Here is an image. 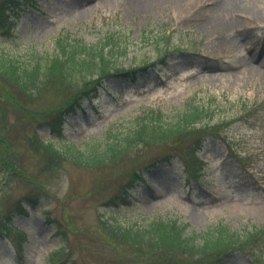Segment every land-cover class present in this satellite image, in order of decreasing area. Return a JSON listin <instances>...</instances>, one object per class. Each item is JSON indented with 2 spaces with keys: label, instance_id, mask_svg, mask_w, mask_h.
Returning a JSON list of instances; mask_svg holds the SVG:
<instances>
[{
  "label": "rangeland",
  "instance_id": "rangeland-1",
  "mask_svg": "<svg viewBox=\"0 0 264 264\" xmlns=\"http://www.w3.org/2000/svg\"><path fill=\"white\" fill-rule=\"evenodd\" d=\"M5 1L0 61L44 67L67 39L97 42L108 36L124 43L126 67L167 61L140 82L108 80L96 103L100 111L86 102L89 110L70 115L59 137L45 120L68 102L72 88L46 82L33 87L35 92L24 91L0 74V264L157 261L139 256L144 248L112 238L104 219L143 224L175 217L190 223L189 232L200 233L264 230V0H238L256 15L225 13L221 0H0V5ZM192 102L208 107L216 125L204 133L219 138L207 137L200 145L190 135L99 167L69 160L57 167L37 140L84 148L107 130L119 135L151 106L174 111ZM160 152L180 155L137 183L130 203L107 207L135 182L131 170ZM29 197L35 202L27 203ZM19 200L24 204L17 211ZM206 262L264 264V231L234 257Z\"/></svg>",
  "mask_w": 264,
  "mask_h": 264
},
{
  "label": "trees",
  "instance_id": "trees-1",
  "mask_svg": "<svg viewBox=\"0 0 264 264\" xmlns=\"http://www.w3.org/2000/svg\"><path fill=\"white\" fill-rule=\"evenodd\" d=\"M6 2L0 5V23L8 18V15L5 17L8 8L3 7ZM124 54H127L124 43L115 36L103 37L97 42H87L82 38L67 39L60 43L57 52L48 58L44 67L40 63L34 64L36 66L20 67L14 60L8 63L0 61V74L24 91L35 92L46 82L72 88L68 102L58 108L52 118L45 120L51 134L63 136L67 117L72 113L89 110L86 101L91 104L92 109L98 110L93 103L104 97L108 80L118 78L140 82L145 76L152 75L153 71L159 72L158 64L167 61L161 58L160 61L126 67L122 65L121 59ZM108 95L116 100L119 99L116 93ZM213 119L208 107L196 102L174 111L151 106L143 114L137 115L119 135L107 130L104 135L95 136L84 148L69 145L60 147L41 138L37 140L40 147L53 154L57 167L66 160L82 166L99 167L139 152L143 147L171 145L187 140L190 135L194 137L193 142H200L201 145L204 139L211 136L210 134L211 137H218L214 132L207 134L209 136L204 133L208 126L216 125L210 123ZM205 120L207 122H204ZM178 155L180 153L160 152L149 162L132 169L131 175L135 182L122 187L121 193L112 196L107 206L116 207L121 202L130 203L131 189L137 183L146 181V175L153 168L162 163L173 164ZM5 163L10 165V162ZM186 165L198 181L199 177L195 176L196 173L188 164ZM11 171L14 172L9 169V172ZM190 173L188 172L186 176L188 179ZM33 202L34 199L27 198V203ZM23 204L19 200L14 210L19 211ZM104 221L112 238L144 248L139 256L157 259L154 264H206V258L212 256L216 259L234 257L250 243L258 240L264 231L254 228L248 234H240L225 227L220 231L189 232L190 223L179 221L175 217H156L143 224L107 219ZM8 222L12 223L11 220Z\"/></svg>",
  "mask_w": 264,
  "mask_h": 264
},
{
  "label": "bare ground",
  "instance_id": "bare-ground-1",
  "mask_svg": "<svg viewBox=\"0 0 264 264\" xmlns=\"http://www.w3.org/2000/svg\"><path fill=\"white\" fill-rule=\"evenodd\" d=\"M221 10L225 13L236 11L241 13H249L250 15H256V12L251 9L244 7L241 3L238 2V0H221ZM229 25L225 26V30H227Z\"/></svg>",
  "mask_w": 264,
  "mask_h": 264
}]
</instances>
